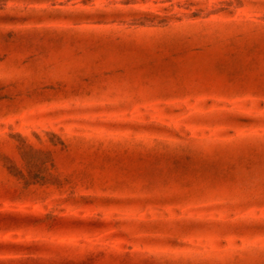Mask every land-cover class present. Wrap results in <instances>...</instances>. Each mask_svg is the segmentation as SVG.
Segmentation results:
<instances>
[{"label": "rangeland", "instance_id": "obj_1", "mask_svg": "<svg viewBox=\"0 0 264 264\" xmlns=\"http://www.w3.org/2000/svg\"><path fill=\"white\" fill-rule=\"evenodd\" d=\"M1 209L44 214L0 238L264 264V0H0Z\"/></svg>", "mask_w": 264, "mask_h": 264}, {"label": "trees", "instance_id": "obj_2", "mask_svg": "<svg viewBox=\"0 0 264 264\" xmlns=\"http://www.w3.org/2000/svg\"><path fill=\"white\" fill-rule=\"evenodd\" d=\"M34 213L44 214L39 209H35ZM34 213L21 209H1L0 231H16L20 226L36 230L37 227L22 217ZM27 233L0 238V264H159L155 258L141 251H122L108 245H101V248L96 249L74 240L28 238Z\"/></svg>", "mask_w": 264, "mask_h": 264}]
</instances>
